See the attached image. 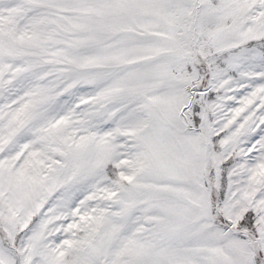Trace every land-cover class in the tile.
<instances>
[{
  "label": "snow or ice",
  "instance_id": "obj_1",
  "mask_svg": "<svg viewBox=\"0 0 264 264\" xmlns=\"http://www.w3.org/2000/svg\"><path fill=\"white\" fill-rule=\"evenodd\" d=\"M0 264H264V0H0Z\"/></svg>",
  "mask_w": 264,
  "mask_h": 264
}]
</instances>
